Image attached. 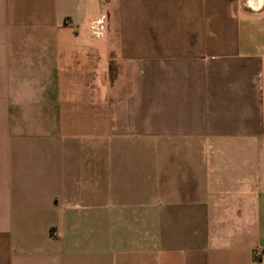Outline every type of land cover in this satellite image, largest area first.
I'll return each instance as SVG.
<instances>
[{"label": "crops", "instance_id": "1", "mask_svg": "<svg viewBox=\"0 0 264 264\" xmlns=\"http://www.w3.org/2000/svg\"><path fill=\"white\" fill-rule=\"evenodd\" d=\"M0 264H264V0H0Z\"/></svg>", "mask_w": 264, "mask_h": 264}, {"label": "built area", "instance_id": "2", "mask_svg": "<svg viewBox=\"0 0 264 264\" xmlns=\"http://www.w3.org/2000/svg\"><path fill=\"white\" fill-rule=\"evenodd\" d=\"M102 20H103V17L98 16L90 22L89 30L92 34L96 35L100 33V29L102 27Z\"/></svg>", "mask_w": 264, "mask_h": 264}]
</instances>
